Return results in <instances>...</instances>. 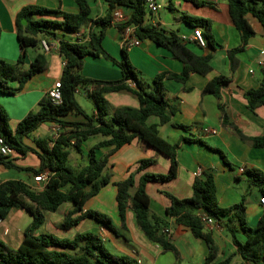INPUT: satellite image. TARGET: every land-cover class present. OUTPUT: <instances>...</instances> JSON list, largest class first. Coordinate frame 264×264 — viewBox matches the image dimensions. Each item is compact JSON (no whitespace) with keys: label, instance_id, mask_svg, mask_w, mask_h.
Returning <instances> with one entry per match:
<instances>
[{"label":"trees","instance_id":"1","mask_svg":"<svg viewBox=\"0 0 264 264\" xmlns=\"http://www.w3.org/2000/svg\"><path fill=\"white\" fill-rule=\"evenodd\" d=\"M79 12H68L61 8H51L39 4L25 5L16 16L17 39L22 47V54L17 62L12 63L0 58V92L14 94L34 75L45 71L49 66V58L45 52H38L29 67H24L25 49H38L42 37L56 34V31L74 32L86 29L88 39H61L59 52L66 60L63 67L62 102L53 101L49 93L45 94L36 110L30 111L16 125L10 128V118L6 108L0 102V135L11 146L13 153L34 152L40 159L37 168L29 169L34 175L48 172V178L42 187H34L21 179H9L0 182V221L7 218L10 210L21 207L29 211L32 222L25 230V237L18 247H12L0 238V264H140L137 259L126 254L111 252L100 235L93 231L78 232L73 237H59L50 232L38 233L46 221V212L57 211L64 203H71L72 209L66 213L60 226L70 229L85 218H92L107 228L125 235L128 231L127 212L132 209L139 227L147 237L159 244L164 251H173L180 258L179 250L173 242L170 222L151 209V197L147 191L149 182H166L177 177L179 171L178 145L163 137L159 124L149 123L151 116H158L161 123L171 120L175 112L167 97L164 80L172 78L185 82L192 73L207 75L212 72L213 54H201L191 48L190 41H185L176 32L147 24L146 0H105V14L92 16L89 0H76ZM200 4L202 0H192ZM232 22L239 30L242 45L256 34L248 16H254L262 25L264 32V0H227ZM127 7L130 14L127 20L116 23L118 29L133 27V35L142 40H150L168 49L174 58L183 63L181 72L162 71L154 76L153 85L145 84L138 79V70L130 62L127 45L122 47V58L114 57L104 46L106 31L113 24L116 8ZM188 22L200 26L213 44L211 21L206 18L183 15ZM2 28L0 26V38ZM241 47L229 50L233 70L238 67L236 53ZM88 55L103 56L117 65L122 77L116 80L96 79L83 74L85 58ZM132 79L135 86L129 83ZM17 81L18 86L12 82ZM230 81L229 76L219 74L205 86L204 92L214 94L219 100L223 114V123L233 129L243 140H249L256 147L264 148V136L246 135L231 119L227 105L223 101L222 88ZM86 90L94 101L97 114H89L79 103L76 94L78 89ZM128 90L133 92L139 106H113L106 98L107 92ZM247 107L256 111L264 106V71L260 83L247 89L244 93ZM71 114L82 116V120H71ZM45 123H52L59 128L57 135L33 138L38 149L27 145L24 137L32 134ZM93 136L103 139L94 144L86 153L83 143ZM138 138L144 149L152 148L170 159V166L165 173L144 172L139 178L137 173L155 162L154 158H142L137 170L131 172L123 180L114 182L117 188L116 201L121 220L119 230L112 217L97 209H85L89 199L96 196L103 187L112 181V174L107 171L110 155L123 145ZM113 146L106 154L99 156L97 150ZM220 152L226 159L224 152ZM74 152L85 154V161L71 164ZM0 164L6 167L22 168L16 165L11 155L0 152ZM250 180L261 189L264 196V172L258 169L245 168ZM135 190L133 191V189ZM166 209L168 217L174 222L188 227L196 237L203 239L209 248V254L203 264H228V257L220 263H212L218 246L211 231L206 230L203 215L214 218L231 235L237 252L246 260L258 263L264 261V213L255 226L247 221L246 195L243 199L228 207L220 205L217 197L215 175L212 171H204L193 182V195L180 198L170 192ZM245 234L242 240L238 233ZM126 236V235H125Z\"/></svg>","mask_w":264,"mask_h":264},{"label":"crops","instance_id":"2","mask_svg":"<svg viewBox=\"0 0 264 264\" xmlns=\"http://www.w3.org/2000/svg\"><path fill=\"white\" fill-rule=\"evenodd\" d=\"M163 8L159 12H152L147 8L145 22L158 25L167 31L176 32L179 36L192 37L196 25L191 24L183 15L206 18L211 21L213 44H208L201 51L194 41L189 40L192 49L201 54L212 53L213 70L207 75L192 73L190 77L181 82L172 78L164 80L167 88V97L175 112L171 114V120L160 122L158 116H151L149 123L159 124V130L163 137L178 145L177 153L180 163L176 178L166 182H149L147 191L151 197V209L170 222V231L173 242L180 253L177 258L173 251H164L163 248L151 241L139 227L135 213L132 209L127 212L128 231L125 235L117 233L100 223H89L86 231H93L100 235L104 242H109L111 252L134 257L140 264H203L209 254L207 243L196 237L193 232L183 225L174 222L172 217L166 214L169 205V197L164 192H170L177 197L185 198L193 195V182L204 171H212L215 175L217 197L221 206L228 207L243 199L246 195L247 221L250 226H255L262 214L264 206L260 203L261 189L250 180L246 170L258 169L264 172V148L256 147L249 140L241 139L229 126L223 123V114L220 109V100L212 93L204 92L206 84L215 76L224 74L230 81L222 88L223 101L227 105L230 119L248 136H264V106L256 111L247 107L244 93L247 89L260 83L264 67L260 65L262 52L264 51V32L261 23L252 15L248 18L255 28L256 34L248 43L242 45L239 30L231 20L227 0H202L205 3L197 4L192 0H158ZM92 6V16L100 17L105 14L107 4L105 0H89ZM28 4H39L51 8H61L68 12H79L80 7L76 0H0V26L2 34L0 38V58L15 63L22 54V47L17 39L16 16L17 13ZM122 15L121 19H113V24L107 28L104 46L116 58H122V47L128 43L127 50L130 62L138 70V79L145 84L153 85L154 76L162 71L181 72L183 63L174 58L172 53L163 46L150 40H142L139 45L131 44L133 33L128 28L120 30L116 23L127 20L130 10L127 7L116 8ZM74 39V32L56 31V34L47 40L52 49L44 51L42 44L38 49L27 47L23 66L29 67L38 52H45L49 58L48 68L30 78L22 89L14 94L1 93L0 102L6 108L10 118V128L14 131L16 125L30 111L38 108L41 98L49 93L55 82L61 79L64 58L59 52L61 39ZM42 39H45L42 37ZM241 47L236 53L239 61L236 70L232 69L229 50ZM84 75L102 80H116L122 77L120 68L111 60L103 56L88 55L85 58L82 69ZM18 86L17 81L12 82ZM82 92L78 89L77 94ZM76 94V97H77ZM87 94V92H86ZM88 96V94H87ZM106 98L113 106H139L137 96L128 90L119 92H107ZM79 103L88 112L86 106L77 97ZM88 104L92 107V115L97 114L94 101L88 96ZM71 120H82L83 117L75 114L68 116ZM56 132V126L52 123L42 124L31 138L24 137V142L37 148L33 138L52 136ZM102 136H93L86 140L82 148L86 153L94 144L101 141ZM224 152L226 159L220 152ZM113 146L103 147L97 150L99 156L108 153ZM16 165L22 168L6 167L0 164V182L9 179H21L34 187H42V183L34 180V174L30 167L37 168L40 164L38 155L32 151L25 154H11ZM85 161V154L75 152L72 155L78 162ZM154 158L155 162L137 173L139 178L144 172L165 173L170 166V159L152 148L144 149L138 138L116 149L109 157L107 171L112 174V181L103 187L94 196L95 203L88 204L85 209H97L104 213L112 211V219L119 229L121 220L118 214L116 194L117 188L114 182L123 180L131 172H135L142 158ZM76 164V163H75ZM135 188L133 189V191ZM67 204V203H64ZM62 204L58 210L64 206ZM72 209V204L66 205L62 215ZM56 212V211H55ZM108 214V213H107ZM38 233L51 232L52 228H61L62 217L51 216L47 218ZM11 218V221H8ZM32 214L24 208L14 207L7 218L0 221V233L3 241L12 247H18L24 237L25 230L32 222ZM89 218L81 220L77 226L88 222ZM8 222L7 224H5ZM73 228V227H72ZM70 228V229H72ZM67 229V230H70ZM206 230L212 232L219 248L218 254L212 263H220L228 257V264H264L244 259L238 252L231 235L221 225H207ZM120 230V229H119ZM78 233V232H77ZM245 240L243 232L238 233ZM71 237V236H70ZM73 237V236H72Z\"/></svg>","mask_w":264,"mask_h":264},{"label":"built area","instance_id":"3","mask_svg":"<svg viewBox=\"0 0 264 264\" xmlns=\"http://www.w3.org/2000/svg\"><path fill=\"white\" fill-rule=\"evenodd\" d=\"M146 7L152 11V12H159L162 8L163 5L158 1V0H146L145 2ZM114 18L116 19H121L122 15L119 11L114 12ZM129 30H131V33H133L134 28L133 27H127ZM87 30L86 29H79L74 31V37L76 40L82 41L88 39V36L86 35ZM181 38L185 41H194L198 46L201 48H205L208 46L209 42L208 39L206 38L203 29L200 26L195 27L194 33L192 37H188L187 35H182ZM141 43V40L137 38L135 35H133V40L131 44L139 45ZM41 44L43 46L44 51L48 52L52 49V45L46 40L42 39ZM59 47V44H58ZM64 65L66 63V60H64ZM260 65L264 67V51L262 52V58L260 60ZM129 83L133 86H135L134 80L130 79ZM62 82L61 79L57 80L53 86V88L49 91L50 96L52 97L53 101L56 103L62 102ZM59 131V128L56 127V132L54 135H57V132ZM0 152L3 155H11L12 154V148L11 146L6 142V139L0 135ZM241 171H245V167L240 168ZM48 178V172L40 173L38 175H34V180L39 183H45ZM260 203L264 206V196L260 197ZM203 219L205 221V224L207 225H215L217 221L208 216V215H203ZM1 260V259H0Z\"/></svg>","mask_w":264,"mask_h":264},{"label":"rangeland","instance_id":"4","mask_svg":"<svg viewBox=\"0 0 264 264\" xmlns=\"http://www.w3.org/2000/svg\"><path fill=\"white\" fill-rule=\"evenodd\" d=\"M200 51L203 49V48H198ZM120 57V59H121V56H119ZM93 78V77H92ZM77 97L80 99V101L86 106V108H87V110H88V112L89 113H92V107L90 106V104H88V102L87 101H90V100H88V96H87V94H86V90L85 89H83L82 88V92L81 93H79V94H77ZM90 103H91V105H92V103L93 102H91L90 101ZM75 153V152H74ZM80 157L78 156V162H80ZM75 163L77 164V160H74L73 158H71V164H73V165H75ZM95 200H96V198L95 197H92L89 201H88V204L89 205H92V204H94L95 203ZM67 204H69V203H67ZM67 204H64V206H62L59 210H57L56 212L54 211V212H52V211H48V216H47V218L49 219L51 216H54V217H57V216H60L61 215V217H62V219L65 217V215H62L63 214V211H64V209L66 208V205ZM16 208V207H15ZM107 213L109 214V215H111L112 216V211H107ZM8 221H11V218H9V220ZM88 222H85V223H83L82 225H79V226H74L72 229H70V230H67V229H64V228H52V229H49V230H51V232L53 233V234H55V235H57V236H59V237H72V236H74L77 232H81V231H84V230H86V226L90 223H94V224H96V223H99V222H97L96 220H94V219H92V218H89L88 220H87ZM8 222H6L5 224H7ZM119 229H121V231H125L121 226H120V228ZM0 238H2L3 239V237H2V235H1V233H0ZM4 240V239H3ZM105 243V245H106V247L107 248H109L111 245H110V243L109 242H104Z\"/></svg>","mask_w":264,"mask_h":264}]
</instances>
